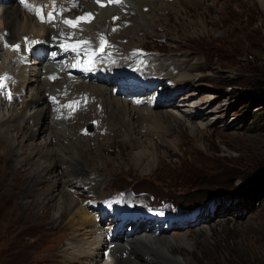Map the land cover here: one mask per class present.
Segmentation results:
<instances>
[{
  "label": "rangeland",
  "instance_id": "obj_1",
  "mask_svg": "<svg viewBox=\"0 0 264 264\" xmlns=\"http://www.w3.org/2000/svg\"><path fill=\"white\" fill-rule=\"evenodd\" d=\"M153 2L155 1L142 0V3L129 7V14H122L120 11L122 17L116 16L117 19L121 18L117 29L125 37L118 38L117 41L113 39V43L117 46L125 44L129 49L131 46V49H146V54L155 55L154 58L164 59V62L185 54L189 57L196 56L199 70L193 74L208 77L204 81L206 84H190L175 90L178 94L176 99L187 97L188 106L173 107L175 104L172 100L170 103H161L158 111L167 113L166 109H172L184 116L185 111L182 109L191 110L208 99L211 101L208 110H212L208 112L209 119L196 116L192 119L193 124L190 120L186 125L176 123L178 131L166 132L163 139L156 135L154 138L159 158L152 162L148 171L142 172L135 163L131 152L133 149L126 138L111 125L112 122L108 124L109 120L107 121L101 108L105 103L103 94H94L93 100L98 99L99 106L98 102L93 103L82 111V105L86 102L76 93V97H73L71 89L76 88L75 92L78 90L83 74L70 75L68 79L60 74L58 79L69 86L68 93L72 99L79 101L78 105L75 104L78 109L76 117L70 116L71 125L67 123L68 131L72 130L71 134L79 137L84 127L87 136L78 138L80 144L77 143L76 150L80 151V145L86 146L85 150L87 147L88 150L93 148L90 153L93 159H89L90 168L85 175L77 176L76 180L69 179L71 161L68 160L67 163L65 160H55L60 157L56 153L57 140L53 139L51 143L50 137L45 133L55 116L53 114L50 117L46 110L47 118L37 125L36 136L29 137V132L22 131L23 127L12 129L11 134L16 136V152L21 156L23 154L24 159L28 158L27 161H21L18 157V165L36 169L44 163L46 156L41 152L30 155L31 150L35 146L41 148L48 144L54 157L50 160L53 161L52 169L45 171L39 181H36L38 175L24 168L18 170L20 176H24L22 179L9 180L4 173L8 164L16 159V154H7L8 146L3 142L5 138L0 135V154L6 156L5 161L3 157L0 158V264H70L65 263V255L75 244L73 234L62 226L54 227L62 210L59 198L63 194L66 198L76 199L79 204L91 208V214L95 213L92 209L95 204L89 202L90 199L95 203H101L104 198L121 202L132 194L138 199L134 204H139L145 198L155 197L153 203L165 202L171 211H175L177 207L188 208V212L201 208L193 225L172 228L158 237L178 240L177 243L183 237L190 239L193 243L191 249L180 250V245L174 244V253L186 256L189 264H264V189L254 194L249 189L248 182V178L264 173V101L248 106L249 100L242 97L244 92H252L258 83L264 82V5L261 0H176L173 6L169 4L173 0H164L168 4L158 5L156 11H152L150 5ZM224 3L234 4L237 9L234 13L224 15L228 21L225 28L214 31L207 24L208 30L204 31L200 25L190 24L198 22V12L206 14L211 20L213 7H224ZM181 5L188 11L182 17L177 12L182 11ZM124 17H128L127 20ZM111 19L107 17L110 26L114 18ZM90 29L94 33L92 40L97 39L100 31L94 27ZM111 29L112 35L115 27ZM175 36H180V40H176ZM0 40L3 44L4 38ZM84 52H78L82 61L92 58L82 56ZM115 57L119 59L118 55ZM16 58L20 59L18 55ZM1 61L0 59V63ZM25 63L29 67L39 68L34 61L25 59ZM79 65L80 62L78 67ZM69 68L72 71L70 66ZM0 84L3 85L0 87V95L6 92L8 96H12L6 88L7 81ZM102 84L100 86H104ZM105 86L110 87L108 95L113 93L114 96L113 88L116 85ZM154 90L156 89L138 94L141 97L149 96L146 94ZM209 95L217 98H210ZM115 97L121 98L119 95ZM15 104L19 108L21 101ZM92 121L100 122L99 127L95 128ZM27 124L33 126L34 121L28 120ZM204 124L205 128H194L195 125ZM69 144V140L63 143L66 147H70ZM66 154L69 156L71 152ZM99 157L106 158V162L110 164L103 166L99 163L102 170L92 172V168L97 167L94 164ZM28 175L31 177H27ZM67 179L75 182L69 184ZM66 180L69 185H64ZM93 180L95 183H92ZM34 182L36 189L29 187ZM84 201L88 202L87 205ZM45 205L50 206L47 219L46 216L42 217V207ZM127 206L131 204L128 203ZM144 230V226H140L135 234ZM125 236L127 233H123L122 237ZM134 249L132 246L130 250L133 254L137 252ZM153 253L148 251L146 258L139 259L142 263L153 260L155 264H159L157 255ZM124 258H127L126 253Z\"/></svg>",
  "mask_w": 264,
  "mask_h": 264
},
{
  "label": "bare ground",
  "instance_id": "obj_2",
  "mask_svg": "<svg viewBox=\"0 0 264 264\" xmlns=\"http://www.w3.org/2000/svg\"><path fill=\"white\" fill-rule=\"evenodd\" d=\"M76 1L77 6L73 7L70 11H68L67 14L63 16L61 27L58 32L65 33V29L71 27L63 23L64 19L67 18L74 20V18L84 16L86 13H91L92 17L90 19V23H88L89 21L87 20H81L78 25L74 27L76 32L74 34V41H79L81 45L87 47L91 46V48L88 50H82L85 51L82 56H91V59H94V63L92 64V68L89 69V61L91 59L84 61L85 67L81 81L82 84L79 85L78 90L75 93L81 97H83L84 93H92L94 95L99 92L100 95L101 93L103 94L105 102L104 104L102 103L103 112L104 115L107 116V121H110H108V124L112 122L111 125L122 134V137L126 138L127 143H129L133 149L131 152L136 165L141 169L142 172H146L151 167L152 162H156L157 158H159L157 154V142L154 138L156 135H158L160 139H163L166 135V132L177 130L179 126H177L176 123L180 125H186L187 121L190 120V122L193 124L194 122H192V119H194L196 116H203V119L208 120V112H212L211 109L208 110L209 103H211V101L208 99L204 101V103L201 102L194 108H191V110L195 111L184 110L181 108L183 111H185V113L183 112L184 116L178 115V113L172 111V109H166L167 113H164V111H158V106L161 103H170L172 100L175 104L173 107L188 106L187 97L181 98L180 100H178V98L176 99L178 94L175 93V90L181 87L184 88L190 84L197 86L206 84L204 81H206L208 77H201L193 74L194 71L199 70V67L197 66L199 63L197 62L198 59L196 56L189 57L186 54L175 56L170 62H168L170 59L165 60L164 62V59L155 58L154 60L156 61V64L152 62L143 64L138 60H135L133 55L123 57L117 54L119 59L115 57L117 55L101 57V55L104 54V50L103 48L101 49V44L99 42H97L99 45V54L93 53L92 49L94 48V44L92 39L94 37V33L90 28L94 27L97 31L98 29H103L105 31L107 28H110L111 24L107 21V17L112 18L113 15L122 11L118 7H123L126 3H128L130 7L136 3H142V0H122V3L120 4H109L107 0H102V3L105 6L97 4L95 0ZM154 1L155 2H153L152 5L155 7L150 5V10L152 11H156V6L158 5L161 6L168 4L164 3V0ZM175 1L176 0H173V2L169 4L174 6L176 3ZM261 1L264 5V0ZM69 5L70 1L66 5L67 9L69 8ZM146 5L149 4L146 3ZM181 6L182 11L177 10V12H179L180 16L182 17V15L188 11L186 7L183 5ZM108 9L109 12L107 11ZM236 10L237 9L235 8L234 4L224 3V7H217V5H215L213 7L211 20L206 17V14L202 12H195L198 22H190V24L193 25L196 23L197 25H200L204 31L208 30H206L208 27L207 24L210 25L211 30L214 31L221 29L222 27L225 28V25L228 24V21L225 20L224 15L228 12L234 13ZM124 18L127 20L128 17ZM120 19L121 18L113 19L112 21L111 28L113 26L115 27V30L112 33V36H114V41H117L118 38L123 39V37H125L117 29ZM5 29L8 30V34H4ZM45 31L50 32L46 25L37 23L31 15L24 12L20 6L15 3L8 4L4 9H0V36L10 43L20 40L24 35H31L33 37L42 36ZM175 38L176 40H180V36H175ZM72 40L73 37L66 34H64L61 39V41H63L65 44L67 43L68 45L77 46L75 44H69L72 42ZM6 45L8 46V42ZM120 45L125 49H129L124 46L125 44L120 43ZM131 48L132 46L130 49ZM16 55V52L12 51L8 47L5 49L3 44L0 43V59L2 60L0 63V74L5 71V73L9 75L8 79H6V88L12 95L10 96L11 102H8L9 104L3 103L6 98H9V96L7 94L5 96H3V94L0 95V135L5 138L3 142L8 146L7 154H16V159L12 163L8 164L9 166L7 169L5 168V178H9V180L11 178L22 179L24 176H20L18 170L24 168L25 170H31L33 171V174L38 175L36 181H39L42 174L45 171L50 170V168L53 166V161H50L54 158L53 154L51 153L53 151L48 144L42 145L41 148H37L35 146L31 150L30 155L41 152L42 154H45L44 156H46L44 163L40 164L36 169L32 167L27 168L25 165H18L20 160L27 161L28 158L24 159L23 154L21 156L16 152V136L11 134L12 129L15 130V128H17L18 130L23 127L22 131L25 133L29 132V137L36 136V131L38 130L37 125L41 122V120L47 118L48 111L50 117L53 114L55 115L54 118H52L51 123L48 124L47 131L45 132L48 137H50L51 143H53V139L57 140L56 153H59L60 157H56L55 160H65L67 163L71 161L69 162L71 163V167L69 168V179L75 178L76 180L77 176H83L85 175V172L89 170V159H93L91 158L90 153L93 151V148H89L88 150L87 147V150H85L86 146L81 147L80 145L81 149L78 152V149L76 150V146L77 143L78 145L80 143L77 140L78 138H81L82 135L78 137L75 136V134H71L72 130L68 131L67 123L71 125L70 123L72 122L70 114L78 113L75 108V104H72L69 107L62 106V102L65 100L67 101L66 105H69L72 101H74L68 93L69 86L61 82L58 77L51 78V73L57 68L52 67L53 69L47 73L40 67H29V65L25 63V57H20V59H17ZM36 63L37 61H34V64ZM131 65L134 66L130 67ZM65 67L66 68L61 71L60 74H63L62 76L68 79L70 78L68 60L65 63ZM134 69H137L136 74L132 73ZM113 71L119 72L120 77H124L125 79L129 80V85L126 86L128 89H135L138 92H148L154 88L156 90L150 94L147 93L146 95H149L147 98H141L140 94L134 95L133 99L130 101L115 97V95L113 96V93L108 95L107 91L110 87L105 86V83L102 84L104 86H100L101 83L99 84L98 81L106 79V76L103 74V72ZM44 75H49L50 77L45 78ZM90 77L95 78V81L91 82ZM9 79L13 80L14 82L10 83L8 81ZM159 86H162V89L157 90ZM61 89H64V93L62 95L59 94ZM208 97L213 98L215 96L209 95ZM215 98H217V96ZM18 101H21V106H19V108L15 104ZM178 101L180 102L177 104ZM54 112L62 113L63 115H67L68 113L69 117L67 116L66 120L58 119L56 113ZM28 120L34 121L33 126L27 124ZM211 121L213 120H210V122ZM204 125H195L194 128H205L206 125ZM76 127H79V125ZM70 135H72V138ZM61 140L63 143L65 140H69V145L71 146L66 147L63 145V143H61ZM65 151H70L71 154L67 156ZM1 157H3L2 159L5 161L4 158L6 156L0 154V158ZM18 157L20 160H18ZM105 159H101V157H99L98 161L94 164L97 167L92 168V172H96V169L102 170V168L98 166L99 163H102L103 166L110 164V162H106ZM27 177H31V175H28ZM99 179L100 178H98V180ZM67 180L65 181L64 185H69L75 182L74 180L71 182L68 180V184ZM98 180H96V182ZM94 181L95 180H93L92 183H95ZM29 187L36 189V183L34 182V184ZM59 201L62 205V210L60 215L57 216L58 218H56V220L54 219L57 224L54 225V227L61 228L62 226V228L71 230L73 234L72 239L75 243L71 251H69L68 254L66 252L65 257L67 259L65 260V263L155 264L153 260H146L142 263L141 259H139L140 257H142V259H144L143 257L146 258L145 254L150 251L151 253L155 252L153 254L157 255L159 264H189L188 258L186 256H183L180 253H174V244L180 245L181 248L177 246L180 248V250L183 248L191 249L193 247L192 241L187 237H183L181 238L180 242L177 243L178 240L172 241L167 237H154L150 234V232L155 233L158 231V227H151L150 231L145 229L143 232H137L133 236L131 234H127V236L122 237L118 240L116 247L111 250L108 259L105 260L104 252L105 250L110 251V249L107 244L108 242L105 241V231L104 228H102L101 222L102 217L106 214V211L110 210V208L104 209V207L101 206H94L92 209L95 213L91 214V208H87L79 204L76 199L71 197L66 198L64 194L59 198ZM42 208V217L45 218L46 216L47 219V216H49L48 212H50V206L45 205ZM112 214L113 218L111 217L109 220H114L116 217H118V215L115 213ZM132 246H134V250L137 251L134 252V254L130 251ZM124 253L127 255L126 259L124 258Z\"/></svg>",
  "mask_w": 264,
  "mask_h": 264
},
{
  "label": "snow or ice",
  "instance_id": "obj_3",
  "mask_svg": "<svg viewBox=\"0 0 264 264\" xmlns=\"http://www.w3.org/2000/svg\"><path fill=\"white\" fill-rule=\"evenodd\" d=\"M21 2L25 4V7H28V8H29L30 10H32V11H36V12H37V15L40 17L41 21H42V22H45L44 16L41 14V11H42V10H39V11H38L35 7H33V6H31V5L28 4V3H27V0H21ZM95 2H96L97 4H100L101 6H105V5L102 3V0H95ZM107 2H108L109 4H113V3H114V4H120V3H122V0H107ZM53 9H54V11H55V3H54V2H53ZM91 17H92V14H91V13H86L84 16H79V17H77L75 21L66 18V19L63 20V23H65V24H67V25H69V26L75 27V26L78 25V23H79L81 20H87V21L90 22ZM54 18H55V17H54V15H53V13H52V12H49V13H48V16H47V22H50V21L53 20ZM114 19H117V18L114 17ZM114 30H115V29H114ZM84 43H87V42H84ZM105 43H106V41H104V39L101 38V49L104 47ZM12 47H13L14 50H19V47H20V46H19V45H13ZM65 47H73V48H75L76 46H74V45H66ZM52 78H55V77H52ZM3 79H8V78H7V77H4ZM2 86H3V85L0 84V87H2ZM9 98H10V96H9ZM53 99H54V98H53ZM72 104H76V105H78V104H79V101H72L69 105H65V107H69V106H71Z\"/></svg>",
  "mask_w": 264,
  "mask_h": 264
},
{
  "label": "trees",
  "instance_id": "obj_4",
  "mask_svg": "<svg viewBox=\"0 0 264 264\" xmlns=\"http://www.w3.org/2000/svg\"><path fill=\"white\" fill-rule=\"evenodd\" d=\"M242 97L249 100V102L247 103L248 106H250L254 102L264 101V82L258 83L257 86H255L254 91L244 92ZM248 179L249 189H252L254 194L257 191H261L262 189H264V173L253 176L252 179Z\"/></svg>",
  "mask_w": 264,
  "mask_h": 264
}]
</instances>
